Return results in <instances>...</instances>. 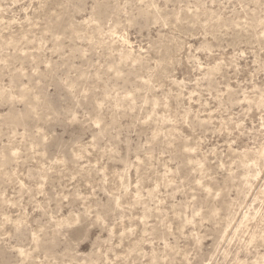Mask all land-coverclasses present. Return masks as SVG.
Wrapping results in <instances>:
<instances>
[{
    "label": "rangeland",
    "instance_id": "1",
    "mask_svg": "<svg viewBox=\"0 0 264 264\" xmlns=\"http://www.w3.org/2000/svg\"><path fill=\"white\" fill-rule=\"evenodd\" d=\"M0 264H264V0H0Z\"/></svg>",
    "mask_w": 264,
    "mask_h": 264
}]
</instances>
